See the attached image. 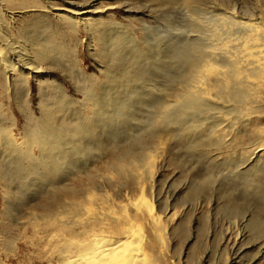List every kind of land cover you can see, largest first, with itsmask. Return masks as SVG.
<instances>
[{
    "label": "bare ground",
    "instance_id": "6f19581e",
    "mask_svg": "<svg viewBox=\"0 0 264 264\" xmlns=\"http://www.w3.org/2000/svg\"><path fill=\"white\" fill-rule=\"evenodd\" d=\"M156 1L164 6L177 1L203 3ZM5 3L0 0V31H4V18L12 22L15 15L5 10ZM218 6L222 13L209 21L205 45L188 41L183 48L157 46L145 54L135 43L133 46L126 41L125 32L109 35L106 43L105 24L97 19L99 9L54 10L49 4L42 6L43 12L54 13L70 31L82 26L101 41L99 55L105 71L101 82L90 78L86 86L77 88L81 101L66 98L57 86L50 88L37 79L41 63L49 61L52 54L61 55L54 31H43L45 36L37 37L29 24L23 28L20 36L32 47L31 57L21 53L23 50H7L8 46L0 44V72L8 86L15 79L22 86L32 78L48 97L39 105V117L26 118L21 145L3 125L0 106V162L7 159L12 166L11 172L0 167V178L6 190L9 181H18L16 188L23 194L33 187L36 195H42L45 203L40 205L35 199L38 202L33 206L42 211L36 215L40 222L32 225L48 245L41 257L45 264H165L160 216L143 195L146 187L153 188L156 154L149 153L147 146L156 140L173 138L188 154L194 151L199 157H211V161L225 150L221 166L236 169L242 183L257 188V197L264 201V188L256 182L260 173L264 174V167L256 166L257 159L264 157V23L237 20L224 4ZM231 24L242 29L234 31L240 34L237 39H230ZM119 117L132 120V125H138L140 119L147 121L148 127L156 120L163 125L161 129H143L148 143L138 138L142 131L136 129L137 135L129 134L118 142L115 125L107 121H120ZM242 132L251 139L248 143L241 142ZM136 137L137 141L132 140ZM234 143L238 149L232 154ZM109 157L113 162H106ZM103 160L104 171L99 167ZM251 162L256 174L237 169ZM28 178L31 182H26ZM212 180L208 176L202 185H191L190 199L204 194ZM113 188L132 190L137 196L129 197L126 192L123 200H117L111 197ZM232 207V216H239L240 211ZM259 217L255 215L251 231L261 238L264 222Z\"/></svg>",
    "mask_w": 264,
    "mask_h": 264
},
{
    "label": "rangeland",
    "instance_id": "374dc122",
    "mask_svg": "<svg viewBox=\"0 0 264 264\" xmlns=\"http://www.w3.org/2000/svg\"><path fill=\"white\" fill-rule=\"evenodd\" d=\"M4 1L6 2L5 10L15 15L12 22L7 16L4 18V31H0V44L8 46L7 50H10L9 48L13 50L16 48L14 51L18 52L23 50L21 53L31 57L32 47L20 36L23 28L29 24L30 30L35 28L37 37L45 36L43 31H54L56 43L63 45L56 44L62 50L61 55L52 54L49 61L42 62L41 73L37 79L40 83L49 85L50 88L57 86L58 91L74 101L82 100L77 88L86 86V79L92 78L101 82V75L105 71L101 64L104 60L99 55L101 41L98 40L97 34L92 35L83 30L82 26L75 32L70 31L54 13L43 12L42 8L45 7L42 6L49 4L54 10L99 9L100 16L97 19L105 24L104 41L107 43V38L109 41V35L114 36V34L119 35L125 32L127 33L126 36L124 35L126 41L133 46L136 44L138 50L144 54L155 50L157 46L160 49L183 48L188 41L205 45L209 37L208 28H206L209 21L222 13L219 4H224L225 8H228L227 13L233 11L237 20L244 22L260 20L264 23V0H203V3L200 2L199 5L193 3L188 5L186 1H177L165 6L160 5L156 0ZM240 29V25L237 24L228 26L229 32H232L234 36L230 34V39H235L237 35L240 37L239 33H234ZM228 44L230 46V43ZM229 46L228 49L233 50ZM64 54L67 55L63 56ZM168 60L163 58V62ZM157 78L155 80L159 81ZM4 80L0 72V106L4 114L3 125L9 129L16 143L20 144L25 141L23 127L26 118L29 115L39 117V105L48 97L44 95L46 91H42L40 83L37 84V80L34 81L32 78H29L22 86L17 79L9 82V86ZM168 99L171 100L173 97ZM85 104L88 105L86 102ZM140 120L141 122H137L138 125H132V120H122V118L120 121L117 118L107 122L115 125L119 134L118 142H122V137H129V134L137 135L135 131L140 130L142 132L138 134V138L148 143L150 141L145 136L144 130L161 129L163 122L161 120L149 122L150 129L148 125L146 126L147 121ZM240 134L241 142L248 143L251 140L248 139L247 133ZM138 138H130V140L137 141ZM164 139L153 141L152 145L147 144L149 153L156 155L152 154L155 162L152 169L154 171L153 188L146 187L147 190H143V195L151 201L160 216L165 243L163 252L165 264H264V236L255 237L251 231L255 215L259 214L260 220L264 222V201L257 197L258 189L246 187L237 176L236 169L230 171L221 166L225 150L219 154L218 160L211 161V157L209 159L204 156L199 157L194 151L188 154L177 145L173 138L168 141ZM262 141L264 143V139ZM230 149L234 154L238 149L236 143ZM36 152L34 148L35 155ZM6 160L3 159V163L0 162V167L11 172L12 166ZM257 160L256 166L264 167V157ZM106 162L113 161L110 158ZM104 164L105 160L101 161L99 167ZM252 166L251 162L237 169L241 172L251 170L250 172L256 174V169ZM101 170L105 169L102 167ZM208 176H211L213 180L207 186L208 188L205 187L206 192L190 199L191 185L196 187L202 185L203 180ZM113 179L116 180L118 177L114 176ZM17 182L9 181L10 187L6 190L3 186L4 181L0 178V264H45L41 257L46 255L49 248L47 244L45 245L44 237H39L34 232L32 225L40 222L37 216L42 213L33 206L38 201L40 205H43L44 199L42 195L39 197L35 194L33 187L23 194L21 188H16ZM26 182H31V178H28ZM256 182L264 188L263 173H260ZM116 189L113 188L110 192L111 197L116 196L117 200H123L126 192L130 193L129 197L137 196V193L132 190L130 192L123 188ZM232 206L240 211L238 218L232 216ZM69 216L68 214L67 217Z\"/></svg>",
    "mask_w": 264,
    "mask_h": 264
},
{
    "label": "snow or ice",
    "instance_id": "6c2138e0",
    "mask_svg": "<svg viewBox=\"0 0 264 264\" xmlns=\"http://www.w3.org/2000/svg\"><path fill=\"white\" fill-rule=\"evenodd\" d=\"M29 71H31V69H29Z\"/></svg>",
    "mask_w": 264,
    "mask_h": 264
}]
</instances>
